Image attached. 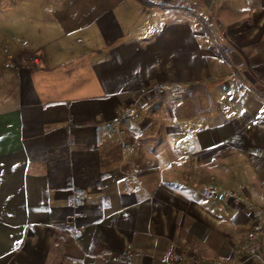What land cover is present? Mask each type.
Segmentation results:
<instances>
[{"label":"crops","instance_id":"crops-1","mask_svg":"<svg viewBox=\"0 0 264 264\" xmlns=\"http://www.w3.org/2000/svg\"><path fill=\"white\" fill-rule=\"evenodd\" d=\"M184 1L58 0L1 65L0 264L231 258L264 206V0Z\"/></svg>","mask_w":264,"mask_h":264},{"label":"rangeland","instance_id":"rangeland-1","mask_svg":"<svg viewBox=\"0 0 264 264\" xmlns=\"http://www.w3.org/2000/svg\"><path fill=\"white\" fill-rule=\"evenodd\" d=\"M57 1L0 0V70L2 69L1 65L12 60L13 56H17L19 53L23 58L25 52L30 51L32 48L29 44L30 38L39 32L38 26L41 21L52 18L54 13L52 10L58 5ZM184 3L188 4L189 2L185 0ZM230 47L234 49L233 46ZM230 47L223 44L225 51L230 50L232 52ZM236 49L240 50V48ZM28 56H30L29 53H27L26 58ZM145 93L146 91H144ZM125 109H123L124 113L128 111L127 108ZM228 190L224 193L225 196H227Z\"/></svg>","mask_w":264,"mask_h":264},{"label":"built area","instance_id":"built-area-1","mask_svg":"<svg viewBox=\"0 0 264 264\" xmlns=\"http://www.w3.org/2000/svg\"><path fill=\"white\" fill-rule=\"evenodd\" d=\"M261 153V150H256V154L260 155ZM226 195L234 196L235 193L228 190ZM253 217L254 220L251 228L246 232L240 243L236 245L229 260L194 258L192 262L194 264H257L258 261L264 263V206H254ZM121 257L125 261H129L131 259L130 250H123ZM175 259L176 253L174 251L170 252L169 264H175Z\"/></svg>","mask_w":264,"mask_h":264}]
</instances>
